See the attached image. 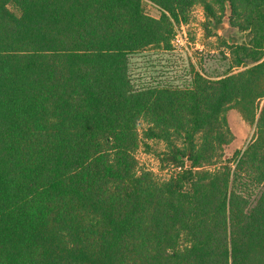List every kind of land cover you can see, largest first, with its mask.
<instances>
[{"label": "trees", "instance_id": "trees-1", "mask_svg": "<svg viewBox=\"0 0 264 264\" xmlns=\"http://www.w3.org/2000/svg\"><path fill=\"white\" fill-rule=\"evenodd\" d=\"M148 1L0 0V264H264V0ZM198 5L237 71L135 82ZM233 109L255 135L226 159Z\"/></svg>", "mask_w": 264, "mask_h": 264}, {"label": "rangeland", "instance_id": "rangeland-1", "mask_svg": "<svg viewBox=\"0 0 264 264\" xmlns=\"http://www.w3.org/2000/svg\"><path fill=\"white\" fill-rule=\"evenodd\" d=\"M19 15V11L10 6ZM147 15L160 18L161 9L154 3L144 0ZM230 15L228 10L227 16ZM204 10L198 5L190 14L187 25H182L178 35L182 43L173 46V51L145 52L130 59L131 72L138 84L160 83L175 86H188L192 82V66L195 70L210 79H218L237 69L232 68L229 60V50L223 41L229 44H240L245 41V35L230 28L227 18L218 28L211 29L208 35L204 31ZM210 36V37H209ZM264 108V100L260 110ZM229 127L234 135L232 144L225 148V158L232 159L237 151H243L255 135V126L248 125L237 110H231L227 115ZM150 149L142 148L137 158L142 168L153 170L160 179L167 177V173L159 168L157 152L164 145L157 142L150 143Z\"/></svg>", "mask_w": 264, "mask_h": 264}, {"label": "built area", "instance_id": "built-area-1", "mask_svg": "<svg viewBox=\"0 0 264 264\" xmlns=\"http://www.w3.org/2000/svg\"><path fill=\"white\" fill-rule=\"evenodd\" d=\"M182 42H183V39L180 38L179 35H177L176 38H175V40H174V42H173V44L174 45H178V43H182Z\"/></svg>", "mask_w": 264, "mask_h": 264}]
</instances>
